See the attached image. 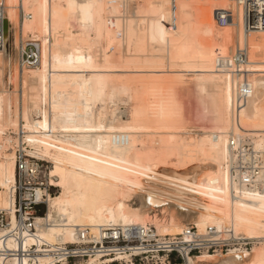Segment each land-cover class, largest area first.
Masks as SVG:
<instances>
[{
    "label": "bare ground",
    "instance_id": "1",
    "mask_svg": "<svg viewBox=\"0 0 264 264\" xmlns=\"http://www.w3.org/2000/svg\"><path fill=\"white\" fill-rule=\"evenodd\" d=\"M233 4L5 0L12 28L0 51V87L12 63L11 37L18 67L8 78L16 85L14 101L0 88V210L13 217L16 162L9 148L19 140L30 148L24 149L28 155L52 165L49 177L59 191L48 200L46 217L56 225L40 234L46 242L75 241L74 231L84 227L94 238L107 223L153 224L162 235L192 225L238 247L183 264H264V246L243 250L245 242L264 241V192L236 187L225 166L227 136L238 132L231 107L239 77L216 70L217 55H225L213 50L217 39H236L247 48L244 69L253 78V92L239 122L264 149V30L244 31ZM21 10L31 17H22ZM218 10L232 13V21L217 24ZM27 36L40 43L41 52L28 73L18 61ZM202 37L211 43L200 44ZM166 74L175 78L172 94L162 97ZM144 98L150 102L141 106ZM186 125L199 135L188 137Z\"/></svg>",
    "mask_w": 264,
    "mask_h": 264
},
{
    "label": "built area",
    "instance_id": "2",
    "mask_svg": "<svg viewBox=\"0 0 264 264\" xmlns=\"http://www.w3.org/2000/svg\"><path fill=\"white\" fill-rule=\"evenodd\" d=\"M168 1L175 5L179 0ZM232 1L241 13L244 31L264 30V0ZM5 10V0H0V51L5 44L4 21L12 28ZM25 15L31 17L21 10V16ZM215 19L222 26L231 22L233 15L218 10ZM19 51L21 68L39 64L41 52L36 41L21 40ZM247 63V48L237 45L228 56L218 54L214 66L221 74L239 77L231 107L233 126L238 132L232 131L227 136L225 166L233 185L253 193L264 192V149L257 148L253 134L243 133L239 122V113L253 92L244 69ZM18 156L11 193L13 217L0 210V264H183L189 257L203 253L223 255L237 246L230 239L214 236L210 230L200 234L192 225L178 234L162 235L153 224L114 223L98 227L94 238L90 229L84 227L74 231L75 241L56 238L48 243L40 235L56 225L46 217L48 200L55 189L47 172L48 163L25 151ZM39 218L44 222L36 225Z\"/></svg>",
    "mask_w": 264,
    "mask_h": 264
},
{
    "label": "rangeland",
    "instance_id": "3",
    "mask_svg": "<svg viewBox=\"0 0 264 264\" xmlns=\"http://www.w3.org/2000/svg\"><path fill=\"white\" fill-rule=\"evenodd\" d=\"M233 6H234V4H233ZM235 7V6H234ZM234 7H227V8H229V9H232L233 10V8ZM73 30V29H72ZM211 30H213V28H211ZM31 37H28L27 36V38L25 37V40H28V39H30ZM31 40H34V39H32L31 38ZM35 41V40H34ZM228 41L229 40H226V41H223L222 39H220V40H216L215 41V43H213V50L215 51V52H217V51H220V52H222V54H224L225 56H228V55H230L233 51H234V49H235V47L237 46V43H236V39H234L233 41L232 40H230L229 41V43H228ZM232 41V42H231ZM37 42V41H36ZM200 44H202V45H207V44H210L211 43V40H210V38L209 37H202V38H200V41H198ZM224 42V43H223ZM228 43V44H227ZM37 44L38 45H40V43H38L37 42ZM14 40L12 39V38H10V40L8 41V44H7V51H8V54H10V56H11V66L9 67V68H5V71H4V74H2V76H1V79H2V87H0L1 89H3V90H7L8 92H9V94H10V98H11V100L12 101H14V99H15V97H16V95H13V91L14 90H16V85H15V82H14V80L13 79H8L9 78V74L10 73H13V66H14V64L17 62V55H16V48H14ZM250 52H251V50H250ZM249 52V53H250ZM249 55H251V53L249 54ZM15 58V59H14ZM249 58H250V56H249ZM251 59V58H250ZM163 63H165V61L163 60ZM15 66L16 67H18V64L16 63L15 64ZM35 69V67H30V68H25V70L27 71V73H28V71L30 72V70H34ZM177 70H180V69H177ZM11 71V72H10ZM151 78H153V76L151 77ZM175 77H174V75H171V74H166V75H164V78H162V80L160 81V85L161 86H163L164 84L168 87V90L167 91H164V92H162L161 93V95L163 94V96L162 97H164V96H166V95H171L172 93H171V89H172V83H171V80H173ZM189 78L191 79L192 77L191 76H189V77H185V79H186V81H185V83H184V85H188V83H189ZM255 78V77H254ZM250 79H253V78H251L250 77ZM13 80V81H12ZM252 81V80H251ZM11 82V83H10ZM14 84H13V83ZM0 92H1V90H0ZM122 100V99H121ZM149 102H150V100L148 99V98H144V100H142V102H141V106H146L147 104H149ZM113 103L115 104V106H117V107H120L121 106V103H119V99H117V98H114L113 99ZM117 103V104H116ZM119 104V105H118ZM14 105V104H13ZM96 105H98L99 106V104L97 103ZM110 106H112V104H110ZM129 107L130 106H132V103H130L129 105H128ZM123 106H121L120 107V109H121V111H123L124 109L122 108ZM129 109V108H128ZM24 123H22V125H23ZM186 131H188L189 133H188V137H192V138H194V136L196 137L197 135H199V129H196V128H191L190 126H187L186 125ZM14 134H16V133H14ZM11 135L12 136V138L13 139H15V140H17V139H19V135ZM17 143V144H16ZM23 148V149H22ZM24 149L26 150V151H30V148L29 147H27V145H25L24 143H19V140L16 142H13V144L11 145V147L9 148V150H10V152H14V156H15V162L17 161V159H18V155L20 154V153H22V151H24ZM28 155V154H27ZM31 156V155H30ZM33 157H36V158H38V159H43L41 156H33ZM43 161H46L45 159H43ZM48 164H47V172H49V176H50V172H51V170H52V165L48 162V161H46ZM59 193V191H58V189L57 188H55V189H52V191H51V194H52V197H54L55 195H57ZM52 197H50V199L52 198ZM133 203H135V204H137V202L134 200L133 201ZM44 210H45V208H44ZM247 245H246V249H243L244 251H248V250H250V249H252V248H254V247H263L264 246V241L262 242V243H259V244H256V245H254V244H252V242H250V241H248V242H245ZM250 243V244H249ZM232 244H234V243H232ZM237 246H235L234 248H236ZM232 249V248H231ZM242 250V249H241ZM171 264H173V263H171Z\"/></svg>",
    "mask_w": 264,
    "mask_h": 264
},
{
    "label": "water",
    "instance_id": "4",
    "mask_svg": "<svg viewBox=\"0 0 264 264\" xmlns=\"http://www.w3.org/2000/svg\"><path fill=\"white\" fill-rule=\"evenodd\" d=\"M7 30H8V25H7V22L4 21V23H3V32H4V35L7 33Z\"/></svg>",
    "mask_w": 264,
    "mask_h": 264
},
{
    "label": "trees",
    "instance_id": "5",
    "mask_svg": "<svg viewBox=\"0 0 264 264\" xmlns=\"http://www.w3.org/2000/svg\"><path fill=\"white\" fill-rule=\"evenodd\" d=\"M179 263V262H178Z\"/></svg>",
    "mask_w": 264,
    "mask_h": 264
}]
</instances>
